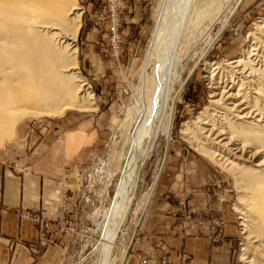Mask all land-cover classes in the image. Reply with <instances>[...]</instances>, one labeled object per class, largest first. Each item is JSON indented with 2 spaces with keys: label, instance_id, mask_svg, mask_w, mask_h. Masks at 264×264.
<instances>
[{
  "label": "rangeland",
  "instance_id": "1",
  "mask_svg": "<svg viewBox=\"0 0 264 264\" xmlns=\"http://www.w3.org/2000/svg\"><path fill=\"white\" fill-rule=\"evenodd\" d=\"M206 1L209 0H200V4ZM157 3L158 0H118L113 6L109 0H69L67 6H74L80 12V27L74 43L68 46L70 51L76 49L73 72L80 77L79 86L83 85L92 95L93 105L86 111H78L64 106L58 108L57 103L53 114L44 112L46 104L33 107L38 116H30L31 109L25 110L13 129L3 134L0 163L15 172H20L23 162L36 155L43 144H56L59 148L57 164L62 163V174L52 216L40 210L18 213L34 225L35 236L27 244L34 258L52 247L56 251V264H91L96 260L101 233L94 223L106 219L108 203L115 202L119 196L121 180L112 156L123 149L127 134L131 133L124 126L126 114L134 107L133 99L145 91L154 69L152 63L145 69L141 67L151 40ZM214 3L207 19L197 27L192 26L195 29L190 28V32L185 31L175 46L170 66L173 92L168 97L172 111L171 135L168 138L159 132L151 137L146 155L137 161L135 198L127 219L119 222L111 242L115 264H123L129 251L141 245V237L151 234L153 227L140 223L142 219H150L152 213L161 234L169 233L173 222L176 231L186 234L204 225L211 241L217 239L220 230H226L230 242L229 264H254L248 207L241 199L246 191L240 192L244 186L238 181L239 173L224 165L234 159L233 152L228 151L233 147L225 149L214 144L213 137L201 131L197 121L206 109L208 115L203 116L220 122L218 126L224 132L234 128L235 113L225 110L221 103L212 105L209 94L217 82L221 91L223 87L228 90L233 86L229 94L239 91V95L245 92L249 95L248 86L239 89L238 82L244 76L240 77L237 69L232 70L233 66L226 63L241 59L246 65L250 56L256 66L258 57L264 58V35L257 29L264 20V0H216ZM113 17L119 41L117 50L108 33ZM226 18L228 21L221 28ZM215 67L217 70L210 78ZM64 70L67 69L61 71ZM260 72L252 78H261ZM224 112H230L226 123L221 122ZM218 126L213 127L212 133L221 131ZM202 128L211 130V125ZM76 129L86 134L85 141L78 142L86 145L67 156L61 148L66 134ZM249 147L240 157L241 163L257 166L263 152L251 144ZM210 151H215L216 156ZM39 213L49 222L46 232H39L33 219ZM170 246L169 241H162L158 249L165 252Z\"/></svg>",
  "mask_w": 264,
  "mask_h": 264
},
{
  "label": "bare ground",
  "instance_id": "2",
  "mask_svg": "<svg viewBox=\"0 0 264 264\" xmlns=\"http://www.w3.org/2000/svg\"><path fill=\"white\" fill-rule=\"evenodd\" d=\"M215 1L209 0L202 5L200 0H158L151 40L141 67L145 69L148 63H152L153 73L143 93L135 90L140 95H135L134 107L126 114V121L123 120L124 126L131 133L127 134L123 149L112 156L121 180L117 190L119 196L117 201L108 203L106 219L94 223L101 233V244H98L94 257L96 260L91 264H115V258L111 255V242L119 222L127 219L135 198L137 161L146 155V146L151 142V137L159 132L168 138L171 135L172 111L168 106V97L173 92L170 66L174 61L175 46L185 35V31H189L192 26L197 27L203 19H207ZM68 2L69 0H0V148L4 144L3 134L13 129L15 122L25 115V110L31 109L28 114L38 116V112L32 111L33 107L45 104L44 112L48 114L55 113L57 103L58 108L64 106L78 111H86L93 105L92 95L83 85L79 86L80 77L73 72L76 68L73 63L76 49L70 51L68 46L74 43L80 27V12L74 6L68 7ZM227 21L226 18L221 28ZM257 29L264 35V20L259 22ZM262 44L264 48V40ZM258 58L257 68L250 56L246 59L249 60L246 65H243L241 59L226 63L233 66L230 67L232 70L237 69L236 74L240 77L244 76L238 82L239 89L244 86L246 89L248 86L246 90L249 95L246 92L239 95V91L229 94L234 89L233 86L228 87V90L223 87L221 91L220 83L218 87L217 82H212L214 86L209 94L210 103L214 106L221 103L225 110L235 113L236 121L232 124L234 128L224 132L225 129L218 126L220 122L206 119V109L200 113L202 115L197 123L201 131L213 137L214 144L225 149L233 147L228 151L233 152L234 159L223 163L239 173L235 174H238V181L244 186V190L240 192L246 191L241 199L248 207L253 262L264 264V58ZM64 68L67 70L61 71ZM215 70L216 67L211 70L210 78L214 76ZM248 70L250 73L246 74ZM260 70L261 78L253 79L254 74ZM243 80L250 81L244 83ZM78 89L80 96H77ZM240 98L243 99L238 102ZM242 105L245 106L241 108ZM228 113L222 116L221 122L228 121ZM216 125L221 129L219 132L215 129L217 134L212 133ZM203 126L211 130H205ZM249 144L263 152L262 161L257 166L247 167L241 163L240 157L246 153ZM210 152L211 155L215 153Z\"/></svg>",
  "mask_w": 264,
  "mask_h": 264
},
{
  "label": "crops",
  "instance_id": "3",
  "mask_svg": "<svg viewBox=\"0 0 264 264\" xmlns=\"http://www.w3.org/2000/svg\"><path fill=\"white\" fill-rule=\"evenodd\" d=\"M78 130L66 134L61 152H66L67 156L86 145L85 142L78 143L81 139L85 141L86 137ZM58 150L56 144H43L36 155L23 162L20 172L0 163V264L57 263L56 251L52 247L39 257L30 255L27 244L35 236L34 225L18 213L30 214L40 210L52 216L62 174V163L57 164ZM152 214L150 219H142L140 224L154 230L141 237V245L129 251L123 264H229L230 242L226 230H220L217 239L211 241L204 225L202 229L198 227L186 234L176 231L173 222L169 225V233L161 234ZM162 241H169L171 249L160 251L158 245Z\"/></svg>",
  "mask_w": 264,
  "mask_h": 264
},
{
  "label": "built area",
  "instance_id": "4",
  "mask_svg": "<svg viewBox=\"0 0 264 264\" xmlns=\"http://www.w3.org/2000/svg\"><path fill=\"white\" fill-rule=\"evenodd\" d=\"M117 2L118 0H109V3L113 6L117 4ZM111 20H112L111 26H109L108 28V33H109V38H110L109 40H111V42L114 44L115 50H117L119 41L117 40L116 18L113 17V19ZM33 219L38 224V231L46 232V229L49 227L48 220H45L43 215H41L40 213L38 215H34Z\"/></svg>",
  "mask_w": 264,
  "mask_h": 264
}]
</instances>
